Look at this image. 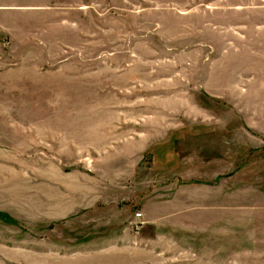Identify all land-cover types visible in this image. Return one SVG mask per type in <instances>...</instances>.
<instances>
[{
  "label": "rangeland",
  "instance_id": "1",
  "mask_svg": "<svg viewBox=\"0 0 264 264\" xmlns=\"http://www.w3.org/2000/svg\"><path fill=\"white\" fill-rule=\"evenodd\" d=\"M0 264H264V0H0Z\"/></svg>",
  "mask_w": 264,
  "mask_h": 264
},
{
  "label": "crops",
  "instance_id": "2",
  "mask_svg": "<svg viewBox=\"0 0 264 264\" xmlns=\"http://www.w3.org/2000/svg\"><path fill=\"white\" fill-rule=\"evenodd\" d=\"M39 161V158L37 157V160ZM37 163V162H36ZM53 171V170H52ZM48 173V185H49V176L51 174V172H49V170L47 171ZM56 177L55 178H51V186H54V182H58L60 185H66V181L68 180V178L66 176L63 175V173L61 172H57L55 173ZM80 196V195H79ZM81 197V196H80ZM73 200H76L75 198H72ZM62 200V198H61ZM60 198L56 199L53 197V194H47V203L45 205V207L42 208H37V209H33V211L36 210L37 214V218L38 219H42V220H57L60 218H65L68 215L72 214L74 211H76L78 209V207H80V204L78 203V200L74 201L72 203L71 200H68L65 198H63V201L61 202ZM35 212V213H36Z\"/></svg>",
  "mask_w": 264,
  "mask_h": 264
},
{
  "label": "built area",
  "instance_id": "3",
  "mask_svg": "<svg viewBox=\"0 0 264 264\" xmlns=\"http://www.w3.org/2000/svg\"><path fill=\"white\" fill-rule=\"evenodd\" d=\"M140 216V214H137V217H139Z\"/></svg>",
  "mask_w": 264,
  "mask_h": 264
}]
</instances>
